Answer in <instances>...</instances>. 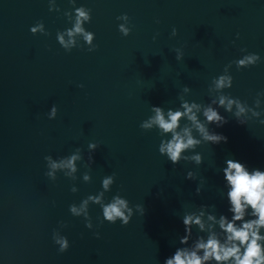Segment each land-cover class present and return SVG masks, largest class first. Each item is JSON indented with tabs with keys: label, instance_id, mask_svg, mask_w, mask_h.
Returning a JSON list of instances; mask_svg holds the SVG:
<instances>
[{
	"label": "water",
	"instance_id": "water-1",
	"mask_svg": "<svg viewBox=\"0 0 264 264\" xmlns=\"http://www.w3.org/2000/svg\"><path fill=\"white\" fill-rule=\"evenodd\" d=\"M56 2L60 12H50L48 0H0V264H164L181 246L185 211L215 205L217 215L231 217L226 159L264 170V97L262 115L246 125L219 108L228 122L210 128L228 139L198 146L200 165H173L158 151V130L139 125L152 105L178 108L185 85L191 89L185 99L209 103L212 78L241 58L242 48L261 61L240 70L233 64V84L224 92L254 106L256 93L264 90V0H77V7L92 10L85 27L95 33L94 52L60 46L56 32L72 26L63 15L72 5ZM122 13L130 18L128 36L118 30ZM40 20L51 35L31 33ZM175 48L183 50V59H175ZM53 104L57 116L49 119ZM92 141L99 147L90 182L82 179L89 170L83 162L76 181L62 172L55 181L44 175L46 155L55 159L81 147L86 161ZM189 170L197 180L185 178ZM113 172L105 201L119 193L131 205L143 204L144 215L134 209L127 225L101 224V207L90 204L94 227L88 229L69 205L97 194L102 178ZM73 183L76 193L70 191ZM54 229L70 242L63 253L52 239Z\"/></svg>",
	"mask_w": 264,
	"mask_h": 264
},
{
	"label": "clouds",
	"instance_id": "clouds-1",
	"mask_svg": "<svg viewBox=\"0 0 264 264\" xmlns=\"http://www.w3.org/2000/svg\"><path fill=\"white\" fill-rule=\"evenodd\" d=\"M72 9L64 10L63 15L71 23V27L56 32V39L60 46L71 52L73 48H84L88 52H94L99 45L95 41V33L87 30L86 23L92 19V10L83 4L76 6L77 0H68ZM49 11L60 12L56 0H48ZM118 21H123L118 25V30L123 36H128L132 29L129 27L130 18L127 13L117 16ZM157 23L160 21L157 20ZM32 34L40 33L45 36L51 33L45 28L42 20L37 21L30 27ZM172 36L177 35V29L173 27ZM239 35V34H237ZM156 37H153L155 40ZM84 43L81 44L80 41ZM241 58L230 61L224 66L222 74L212 78L208 92L212 97L207 104L185 99L191 89L185 85L182 94L179 96L180 106L175 110L168 108L166 111L162 106H151V115L143 120L139 127L145 131L157 129L162 137L158 151L161 155L172 162L173 165L181 161L194 162L200 165L203 162V154L195 152L202 144L226 143L227 137L222 133H217L210 128V125L221 127L228 122V118L222 115L219 108H223L227 113H231L236 121L241 125H246L250 120L259 118L262 115L261 108L264 97V90L256 93L254 106H249L247 101H242L238 97H232L224 90L231 88L233 76L230 69L233 64L237 70L248 68L258 64L261 57L258 53L240 50ZM175 59H183L184 52L181 48H175ZM83 87V84L79 85ZM58 108L55 104L48 112V118L54 119L57 116ZM201 115L203 119H201ZM182 121H184L182 123ZM264 124V120H260ZM99 147V142L88 143V158L85 161L83 149L76 147L75 150L66 156L53 158L46 155L47 171L44 173L50 180L57 179V173L62 172L72 181L78 179V162H83V166L88 171L82 175L84 182L91 181V165L94 163L93 153ZM186 152L192 154L186 155ZM226 167H223V177L229 207L226 214L217 215L215 205L201 204L195 206L192 211H185L182 216L185 234L179 237L180 247H177L174 254L164 260V264H264V170L260 168L250 169L246 163L235 159H226ZM116 173L106 175L102 178V190L97 194H89L84 197L79 204L69 205V211L74 217H84L85 226L92 229V218L89 214L90 204H97L102 209V219L115 224L118 220L122 225H127L134 214V209L144 215L143 204L131 205L130 201L119 193L112 196L109 201H105V193L111 190L115 183ZM186 179L197 180V173L189 170ZM204 185V178H200V183L196 187V194L199 195ZM70 191H79L73 183ZM55 203V202H53ZM209 209H212L209 211ZM60 227H67L66 222L61 221ZM197 234L193 236V229ZM94 235L99 238L100 233ZM52 239L59 245L58 251L63 253L70 247V242L65 235H59L57 230H53Z\"/></svg>",
	"mask_w": 264,
	"mask_h": 264
}]
</instances>
